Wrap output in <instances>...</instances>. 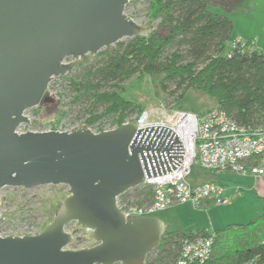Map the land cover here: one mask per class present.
Masks as SVG:
<instances>
[{
  "label": "water",
  "instance_id": "obj_1",
  "mask_svg": "<svg viewBox=\"0 0 264 264\" xmlns=\"http://www.w3.org/2000/svg\"><path fill=\"white\" fill-rule=\"evenodd\" d=\"M128 1L0 0V189L64 183L69 190L41 232L0 235V264H146V254L159 245L164 223L156 215L124 216L116 197L181 164L175 131L138 128L134 120L96 132L86 125L16 131L29 120L26 109L52 102L53 77L89 64L119 40L156 29L129 18ZM73 221L92 230L96 244L66 247Z\"/></svg>",
  "mask_w": 264,
  "mask_h": 264
},
{
  "label": "trees",
  "instance_id": "obj_2",
  "mask_svg": "<svg viewBox=\"0 0 264 264\" xmlns=\"http://www.w3.org/2000/svg\"><path fill=\"white\" fill-rule=\"evenodd\" d=\"M211 4L209 0H147L148 21H157L156 29L146 36L126 37L104 47L89 64L61 76L67 78V83L60 85L59 100L66 108L59 111L60 115L72 113L73 122L91 129L108 115L113 127L117 126L131 114L141 112L138 104L122 95L120 83L141 74H162L158 85L179 107L185 93L199 90L238 124L251 128L263 124L262 48L248 42L230 47L235 40L231 36L232 20L212 11ZM65 87L69 95L63 92ZM254 158L249 162L256 161ZM142 187L147 193L152 189L146 183L132 189L139 191ZM146 192L140 194L145 196ZM212 233L211 256L186 264H244L257 256L264 260L263 213L246 224L234 223L220 229H167L156 249L146 254V264H177L183 239Z\"/></svg>",
  "mask_w": 264,
  "mask_h": 264
},
{
  "label": "rangeland",
  "instance_id": "obj_3",
  "mask_svg": "<svg viewBox=\"0 0 264 264\" xmlns=\"http://www.w3.org/2000/svg\"><path fill=\"white\" fill-rule=\"evenodd\" d=\"M210 9L226 14L234 22L235 26L231 33L233 38H237V32H243L246 27L243 24H248V21H250L255 24L254 28H251L252 34L261 35L262 41H264V0H244V3L238 6L226 5L225 7L213 3ZM147 10V0H129L125 5V14L129 18L141 24L152 23L156 27L157 21H148ZM69 59L67 58L65 61H69ZM160 77H162V74H141L126 79L118 86L125 98L131 99L139 105L141 108L139 115L149 112L150 117L147 118L149 121H162L165 119V113L173 109H186L199 114L214 106L209 97L199 90L185 93L181 99V107L177 106L158 85ZM66 79L61 76L51 79L47 92L52 96V102L42 103L26 109L24 113L29 120L24 123L25 125H21L22 129L44 130L50 127L61 130L69 129L73 124H82L77 121L73 122L72 117L74 115L72 113L64 116L60 115V110L66 111V108L61 107V100H59L60 85L61 83L66 84ZM63 92L70 94L67 87ZM98 110L102 111L100 108ZM139 115L131 114L127 120H133ZM95 126H97V129L113 127V122L110 116L107 115L96 122ZM221 178H223L222 180L226 179L227 184L231 180L232 186L234 188L239 187V191H241L239 194L237 193L238 195L233 198L231 203L217 204L212 201H205L198 207H194L190 203H177V205L166 207L165 210L155 212L154 216L156 215L164 223L165 230L189 232L201 228V226L220 229L234 223L243 225L252 221L264 211V197L259 193L260 185L257 184L254 187L251 177H244V182L235 181L237 179V173L235 172L213 174L199 164H194L187 175V180L194 185L210 181V179L221 181ZM228 186L230 188V184ZM143 191L146 192L144 187L139 191L131 188L126 192V196L140 203L153 199V189H150V193L146 192L145 196L140 194ZM68 193V185L64 183L42 184L29 189L9 185L2 187L0 189V216L3 217V220L0 221V235L23 231L41 232L51 222L62 200ZM66 230L73 236L72 241L66 246L68 248H86L96 244L92 230L83 228L77 222H70L66 226ZM151 255L154 256L155 254L152 253Z\"/></svg>",
  "mask_w": 264,
  "mask_h": 264
},
{
  "label": "built area",
  "instance_id": "obj_4",
  "mask_svg": "<svg viewBox=\"0 0 264 264\" xmlns=\"http://www.w3.org/2000/svg\"><path fill=\"white\" fill-rule=\"evenodd\" d=\"M246 42L254 45L255 39L238 38L231 42L230 47H234L236 43L244 44ZM262 51L264 53V48ZM149 117V112H144L133 120L138 128L150 127L151 125H165L172 129L178 127L183 133L189 134V153L186 156L184 153L181 164L175 170L164 174V176L147 179L144 182L153 189L152 200L143 201V203L137 202L126 196L127 191L117 196L116 206L124 216L154 215L155 212L165 210L166 207L177 205V203H190L194 207L200 206L205 201L228 204L241 192L239 187H233L229 194H225V191L229 189L228 184L220 183L216 179H210V181L200 182L196 185L191 184L187 180V175L194 164H199L213 174L235 172L242 177L251 176L264 182V123L253 128L240 125L219 106L211 107L200 114H195L186 109H173L165 113V119L162 121H149L147 119ZM130 120L126 119L124 122ZM21 125L25 124H19L16 129L18 133L27 130L45 131L52 129L50 127L44 130L22 129ZM78 126L80 125L73 124L69 129L61 130H71ZM109 128L113 127L90 129L96 132ZM251 158L256 161L249 162ZM9 234L20 236L36 234V232L23 231ZM214 237L215 234L212 233L210 236L183 239L177 264H186L192 261L202 262L208 259L212 254ZM262 243L264 244V238ZM244 264H264V260H260L257 256L247 260Z\"/></svg>",
  "mask_w": 264,
  "mask_h": 264
},
{
  "label": "crops",
  "instance_id": "obj_5",
  "mask_svg": "<svg viewBox=\"0 0 264 264\" xmlns=\"http://www.w3.org/2000/svg\"><path fill=\"white\" fill-rule=\"evenodd\" d=\"M226 1L228 3L227 5H233V6H235V5L238 6L239 4H243L244 3V0H226ZM228 7H230V6H228ZM248 22H249L248 24H243V25L246 26L245 29H243V32H237L236 36H238V37L234 38V39L242 38V39H245V40H249V39H255L256 38L257 41L255 40V43H254L253 46L257 47L258 49H261V48L263 49L264 48V41H262L261 35H259V34L258 35H253L252 34L253 31L251 30V28L253 29L255 24L253 22H250V21H248ZM232 23L234 25L233 21H232ZM252 24H253V26H252ZM262 26H263V24H262ZM249 30H251V31L249 32ZM244 177H247V176H244ZM244 177H242V176L237 174V179H235V181H239L240 180V182H241V181H243ZM248 177H251V176H248ZM222 179L223 178H221V181L220 180H218V181L220 183L222 182V183H226L227 184L226 179H224V180H222ZM229 181H228V184H230V188L227 191H225V194H229L231 192V190L233 189V187H234V186H232L233 185V183H231L232 181L231 180H229ZM251 181L255 185L254 187H256L257 184L260 185V189H259L260 192L259 193H261V195L264 197V182L262 180H256L254 178H252ZM263 213H264V211H262L260 214H263ZM201 227H204V226H201ZM205 228H209V227H205ZM196 229H198V228H196ZM209 229H211V228H209Z\"/></svg>",
  "mask_w": 264,
  "mask_h": 264
},
{
  "label": "bare ground",
  "instance_id": "obj_6",
  "mask_svg": "<svg viewBox=\"0 0 264 264\" xmlns=\"http://www.w3.org/2000/svg\"><path fill=\"white\" fill-rule=\"evenodd\" d=\"M170 129H172V128H170ZM172 130H174L177 133L179 139L181 140L183 152L185 153V156H186L187 153H189V148H190L189 134L183 133L178 127H174V129H172Z\"/></svg>",
  "mask_w": 264,
  "mask_h": 264
}]
</instances>
